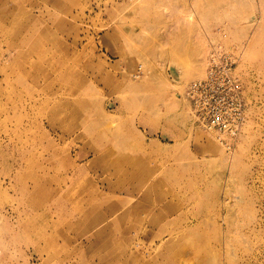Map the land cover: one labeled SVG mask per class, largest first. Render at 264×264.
<instances>
[{"label": "rangeland", "instance_id": "rangeland-1", "mask_svg": "<svg viewBox=\"0 0 264 264\" xmlns=\"http://www.w3.org/2000/svg\"><path fill=\"white\" fill-rule=\"evenodd\" d=\"M215 52L230 151L185 96ZM0 264H264V0H0Z\"/></svg>", "mask_w": 264, "mask_h": 264}, {"label": "built area", "instance_id": "built-area-1", "mask_svg": "<svg viewBox=\"0 0 264 264\" xmlns=\"http://www.w3.org/2000/svg\"><path fill=\"white\" fill-rule=\"evenodd\" d=\"M207 65L205 75L188 85L185 96L197 121L217 132L230 151L245 121L240 88L231 77L232 63L225 53L211 54Z\"/></svg>", "mask_w": 264, "mask_h": 264}, {"label": "bare ground", "instance_id": "bare-ground-1", "mask_svg": "<svg viewBox=\"0 0 264 264\" xmlns=\"http://www.w3.org/2000/svg\"><path fill=\"white\" fill-rule=\"evenodd\" d=\"M204 75H205V71H204V73H203ZM203 77V76H202ZM193 115V114H192ZM244 124V123H243ZM243 126V125H242ZM242 128V127H241ZM220 139V138H219ZM217 141L219 142V144L221 145L222 144V146L224 147V145H223V143L220 141V140H218L217 139ZM119 191V193L121 192L120 190H118ZM115 206H116V204L114 203V204H112V207L110 208V211L112 210V209H114L115 208Z\"/></svg>", "mask_w": 264, "mask_h": 264}, {"label": "crops", "instance_id": "crops-1", "mask_svg": "<svg viewBox=\"0 0 264 264\" xmlns=\"http://www.w3.org/2000/svg\"><path fill=\"white\" fill-rule=\"evenodd\" d=\"M126 177H127V176H126ZM127 178H129V176H128ZM134 178H135V177L131 178V180H134ZM124 179H125V177H124Z\"/></svg>", "mask_w": 264, "mask_h": 264}]
</instances>
